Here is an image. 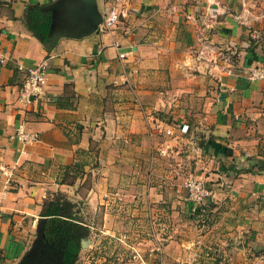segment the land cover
<instances>
[{
  "label": "crops",
  "instance_id": "0c3cea01",
  "mask_svg": "<svg viewBox=\"0 0 264 264\" xmlns=\"http://www.w3.org/2000/svg\"><path fill=\"white\" fill-rule=\"evenodd\" d=\"M68 1L0 0V264L30 251L54 197L103 207L90 263L264 264V78H248L264 66V0H96L123 12L105 33L34 29ZM42 59L45 89L23 105ZM22 122L37 140L15 138ZM187 176L213 192L197 210ZM122 233L136 261L112 244Z\"/></svg>",
  "mask_w": 264,
  "mask_h": 264
},
{
  "label": "built area",
  "instance_id": "2783aa9c",
  "mask_svg": "<svg viewBox=\"0 0 264 264\" xmlns=\"http://www.w3.org/2000/svg\"><path fill=\"white\" fill-rule=\"evenodd\" d=\"M208 1L210 3H217V0ZM122 13V10L118 9L115 5L109 6L104 15L102 16V22L98 25V31L101 33H105V31H109L110 29H112L120 21L119 17ZM203 49L204 48H201L198 51L197 58L200 59V57H202L204 52ZM119 56L124 57L125 53H119ZM6 61V54L0 50V66L3 65ZM22 67L23 66H20V68ZM47 68L48 64L46 59H42L34 66L28 67L26 69V73L18 96V100L20 103H22L23 105L28 104L33 97H37L43 93L46 83ZM248 78L250 80L263 79L264 66H259L251 69ZM181 130L183 132H186L187 126L183 125L181 127ZM15 138L21 143L26 144L27 142L37 140V134L26 129L25 124L22 122L17 126L15 130ZM173 171L176 173L175 169ZM1 173L4 175L5 180L3 182V186L0 188V214L2 211L3 202L10 193L9 187L11 186V172L5 168H2ZM183 185L188 192V199L190 200L192 208L194 210H197V207H200L207 203L212 197V189H210L207 184H205V181L200 178L187 176L183 181ZM119 240L124 244H129V258L139 259L138 250L132 245H130V243H128L129 236L127 233H122L121 235H119Z\"/></svg>",
  "mask_w": 264,
  "mask_h": 264
},
{
  "label": "rangeland",
  "instance_id": "374dc122",
  "mask_svg": "<svg viewBox=\"0 0 264 264\" xmlns=\"http://www.w3.org/2000/svg\"><path fill=\"white\" fill-rule=\"evenodd\" d=\"M117 195L119 196V194ZM84 199H85L84 197L82 199H79L77 203H75L74 201L65 200L63 202V206L65 207V210L60 214V218L56 223V227L58 229H64L65 233L74 232L80 237L78 241L79 249L75 255L73 264H94L91 258L90 261L92 262L91 263L88 262L89 256L87 255L90 253V251L89 249H87L88 248L86 244L87 240L90 237L91 238L95 237L97 243L98 242L102 243L103 242L102 237L106 234L105 232L107 229V228L105 229L102 224L103 207L99 205H96L95 207H90L85 202ZM114 242L116 243V247L119 248L120 246L119 238L118 239L116 238V241H113L112 244H114ZM101 250L102 251L100 252V255L103 256L102 252L104 251V249ZM134 260L135 259H133L132 261Z\"/></svg>",
  "mask_w": 264,
  "mask_h": 264
},
{
  "label": "trees",
  "instance_id": "16d2710c",
  "mask_svg": "<svg viewBox=\"0 0 264 264\" xmlns=\"http://www.w3.org/2000/svg\"><path fill=\"white\" fill-rule=\"evenodd\" d=\"M32 23L36 31L46 36L50 26L48 16H39V14H37L32 17ZM56 200L57 199L54 197L53 199L46 200L44 203L41 214L43 218L38 222V235L34 240L31 251L33 250L39 253L40 250L48 247V244L55 243V248L59 247V251L62 250L64 252L65 264H73L79 245L73 237L69 238L65 234L64 229H58L56 227L60 214L65 210L62 203ZM59 235H63L61 241H58ZM26 258L27 255L21 259L20 263Z\"/></svg>",
  "mask_w": 264,
  "mask_h": 264
},
{
  "label": "water",
  "instance_id": "95a60500",
  "mask_svg": "<svg viewBox=\"0 0 264 264\" xmlns=\"http://www.w3.org/2000/svg\"><path fill=\"white\" fill-rule=\"evenodd\" d=\"M84 8L78 6L75 0L68 1L58 8L51 17V25L55 24L56 36L60 34L77 35L88 33L102 22V16L97 8L96 0H84Z\"/></svg>",
  "mask_w": 264,
  "mask_h": 264
},
{
  "label": "flooded vegetation",
  "instance_id": "af4514ba",
  "mask_svg": "<svg viewBox=\"0 0 264 264\" xmlns=\"http://www.w3.org/2000/svg\"><path fill=\"white\" fill-rule=\"evenodd\" d=\"M65 234L69 238L73 237L76 242H78L80 239V237L74 232H72V233L66 232ZM62 239H63V235H59L58 241H61ZM60 247H61V244H60ZM58 248L59 247L55 248V243L48 244V247L40 250L39 253L38 252L36 253V251H33V250L31 251V248H30L31 252L29 251L26 254L27 258L25 260H23L21 263L20 262L19 263L20 264H65L64 252L62 250L59 251Z\"/></svg>",
  "mask_w": 264,
  "mask_h": 264
}]
</instances>
